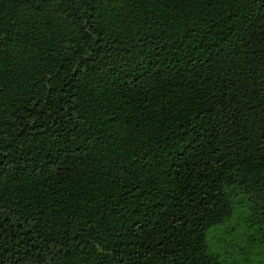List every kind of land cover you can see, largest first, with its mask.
Listing matches in <instances>:
<instances>
[{
    "label": "trees",
    "instance_id": "trees-1",
    "mask_svg": "<svg viewBox=\"0 0 264 264\" xmlns=\"http://www.w3.org/2000/svg\"><path fill=\"white\" fill-rule=\"evenodd\" d=\"M264 220V0H0V264H220Z\"/></svg>",
    "mask_w": 264,
    "mask_h": 264
},
{
    "label": "rangeland",
    "instance_id": "rangeland-1",
    "mask_svg": "<svg viewBox=\"0 0 264 264\" xmlns=\"http://www.w3.org/2000/svg\"><path fill=\"white\" fill-rule=\"evenodd\" d=\"M232 214L210 226L205 238L220 264H264V220L252 219L243 192L230 197Z\"/></svg>",
    "mask_w": 264,
    "mask_h": 264
}]
</instances>
